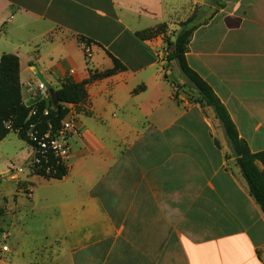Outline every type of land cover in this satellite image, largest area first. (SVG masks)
<instances>
[{
	"label": "crops",
	"instance_id": "crops-1",
	"mask_svg": "<svg viewBox=\"0 0 264 264\" xmlns=\"http://www.w3.org/2000/svg\"><path fill=\"white\" fill-rule=\"evenodd\" d=\"M204 6L213 13L192 32L186 61L250 150L262 151L264 0H0V57L18 56L26 106L49 95L37 74L56 91L111 68L105 50L126 66L90 80L86 99L68 104L76 127L68 173L56 194L40 199L35 185L27 201L15 200L16 213L5 211L0 264H264V213L223 130L212 129L209 118L218 119L209 106L212 117L176 103L157 62L161 35H136L179 27ZM39 213L42 242L25 247L35 232L27 218Z\"/></svg>",
	"mask_w": 264,
	"mask_h": 264
},
{
	"label": "trees",
	"instance_id": "trees-1",
	"mask_svg": "<svg viewBox=\"0 0 264 264\" xmlns=\"http://www.w3.org/2000/svg\"><path fill=\"white\" fill-rule=\"evenodd\" d=\"M195 12L184 22H181L179 30L175 35L173 51L168 55V59L176 61L180 73L185 77L183 85L191 86L198 97L193 102L201 106L211 107L215 117L225 134L230 148V157L239 158L242 167V175L246 180L249 192L264 213V150L252 152L244 139L239 136L237 128L232 121L226 107L217 97L212 87L192 69L185 57L187 45L193 32V20ZM160 24L154 28L136 31V35L141 39H149L160 32ZM80 36L79 38H81ZM92 42V40H88ZM106 54L111 58L113 66L103 72H91L88 79L79 82H66L55 91L57 97L56 107L51 103L50 95L46 99H41L33 106L35 114L29 116L32 106H26L21 98V87L19 81V59L13 53H3L0 57V141L9 132H15L19 138L27 142L33 148L32 171L34 174L46 179L60 180L68 173L66 160L56 156L51 148L40 149L36 142H33L26 135L29 124L34 123L37 135L40 137L45 133L53 136L62 129V120L69 112L68 104H77L86 99L87 93L85 85L90 80L111 75L117 71L126 69V66L109 51ZM167 69L164 76L174 84L175 90L172 94L177 99V90L182 85L169 79ZM47 109V114L43 110ZM228 156V157H229ZM260 162L262 167L257 164Z\"/></svg>",
	"mask_w": 264,
	"mask_h": 264
},
{
	"label": "rangeland",
	"instance_id": "rangeland-1",
	"mask_svg": "<svg viewBox=\"0 0 264 264\" xmlns=\"http://www.w3.org/2000/svg\"><path fill=\"white\" fill-rule=\"evenodd\" d=\"M195 13L193 26L191 25L194 30L198 24L207 21L213 11L209 7L204 6L202 11L197 10ZM178 30L179 27H170L164 24L161 25L160 32L156 35H161L163 41L162 47L158 50L157 62L164 70H169V76L172 79L175 76L174 72L179 71V68L175 60L168 59V55L173 51V45L170 43L174 41ZM180 75L185 79L181 73ZM177 93L180 96V98L176 99L177 104H180V102L185 100L189 103H195L193 100L198 97L197 92L189 85L182 86L177 90ZM203 112L212 117L210 109L204 107ZM64 118L63 122L68 124L65 125L63 133H57L55 136L61 144H66V148H68L69 137L72 133L76 132V127H71V123L75 122V117L73 116V113L69 112ZM209 120L214 131H217L218 133H220V131L222 132V129L220 125L217 124L215 118H209ZM219 140L220 139L217 137L216 141L220 143L221 140ZM33 152L32 146L19 138L18 135L12 131L0 141V252L2 250L6 251L7 239L9 237L7 231L8 219L6 218L5 211H11L12 213L18 211L17 202L15 203V200L23 197L27 201L30 198V194L35 185L37 188L34 195L38 196L40 199L56 194L58 191L57 184L59 181H57V179L45 182L43 180L48 181L49 179H42L43 177L33 173ZM226 152H228V150ZM64 159L66 160L67 158ZM231 162L233 163V161ZM44 218L45 213H39L36 216H28L27 225L35 232L32 235L24 236L26 242L25 247L30 243L34 244L35 242H42L41 238H38V235L41 233L38 229L43 222H45ZM3 227H5L6 230Z\"/></svg>",
	"mask_w": 264,
	"mask_h": 264
},
{
	"label": "built area",
	"instance_id": "built-area-1",
	"mask_svg": "<svg viewBox=\"0 0 264 264\" xmlns=\"http://www.w3.org/2000/svg\"><path fill=\"white\" fill-rule=\"evenodd\" d=\"M81 45H82V50L84 52L85 58L89 59L92 55L90 45L84 42L81 43ZM38 88L43 90L46 87L44 86L42 82H40L38 84ZM35 112H36L35 107L32 105V108L30 109V112H29V116L35 114ZM47 112H48L47 109L43 110V114H47ZM64 119L65 118H63L62 120L63 127L59 133H63V129H65V125L68 124V123L65 124V122H63ZM74 123L75 122L71 123V127L73 128L75 127ZM26 135L28 136L30 140H32L33 142H36V144L39 146L40 149H46L49 147L53 150L56 156H60L63 159L68 157V148H66V144H61L55 135L51 136L49 135L48 132L39 137L37 135V130L35 129L34 123L29 124L28 129L26 130Z\"/></svg>",
	"mask_w": 264,
	"mask_h": 264
},
{
	"label": "water",
	"instance_id": "water-1",
	"mask_svg": "<svg viewBox=\"0 0 264 264\" xmlns=\"http://www.w3.org/2000/svg\"><path fill=\"white\" fill-rule=\"evenodd\" d=\"M37 77L39 78V80L41 82L44 83L45 87L47 88V90L49 92V95H50V98H51V103H52L53 107H56V104H57L58 101H57V97H56L55 91L49 86L48 83L45 82L44 78L40 74H37ZM236 162L239 164V166H240V168L242 170L239 158L236 159Z\"/></svg>",
	"mask_w": 264,
	"mask_h": 264
}]
</instances>
